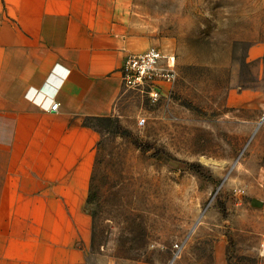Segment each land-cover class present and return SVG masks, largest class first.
<instances>
[{"label": "rangeland", "instance_id": "obj_1", "mask_svg": "<svg viewBox=\"0 0 264 264\" xmlns=\"http://www.w3.org/2000/svg\"><path fill=\"white\" fill-rule=\"evenodd\" d=\"M131 15L175 79L157 101L122 82L117 111L91 119L88 264H264V0H134Z\"/></svg>", "mask_w": 264, "mask_h": 264}, {"label": "crops", "instance_id": "obj_2", "mask_svg": "<svg viewBox=\"0 0 264 264\" xmlns=\"http://www.w3.org/2000/svg\"><path fill=\"white\" fill-rule=\"evenodd\" d=\"M133 3L0 0V264H88L100 134L84 121L117 111L145 46Z\"/></svg>", "mask_w": 264, "mask_h": 264}, {"label": "built area", "instance_id": "obj_3", "mask_svg": "<svg viewBox=\"0 0 264 264\" xmlns=\"http://www.w3.org/2000/svg\"><path fill=\"white\" fill-rule=\"evenodd\" d=\"M175 55L164 54L155 46L128 56L122 69V82L125 87L138 90L157 101L164 92V84L175 79ZM60 103L56 100L49 105V111H57ZM145 118L140 120L143 124Z\"/></svg>", "mask_w": 264, "mask_h": 264}, {"label": "trees", "instance_id": "obj_4", "mask_svg": "<svg viewBox=\"0 0 264 264\" xmlns=\"http://www.w3.org/2000/svg\"><path fill=\"white\" fill-rule=\"evenodd\" d=\"M99 117H103V116H98V117H88V118L85 119L84 123H85L86 125L93 126L92 123H91V119H93V118H94V119H97V118H99Z\"/></svg>", "mask_w": 264, "mask_h": 264}]
</instances>
